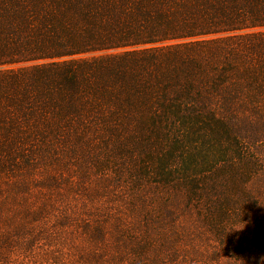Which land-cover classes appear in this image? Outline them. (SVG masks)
Returning a JSON list of instances; mask_svg holds the SVG:
<instances>
[{
    "label": "trees",
    "instance_id": "16d2710c",
    "mask_svg": "<svg viewBox=\"0 0 264 264\" xmlns=\"http://www.w3.org/2000/svg\"><path fill=\"white\" fill-rule=\"evenodd\" d=\"M262 28L264 0H0V187L81 155L140 204L146 264H264Z\"/></svg>",
    "mask_w": 264,
    "mask_h": 264
},
{
    "label": "rangeland",
    "instance_id": "374dc122",
    "mask_svg": "<svg viewBox=\"0 0 264 264\" xmlns=\"http://www.w3.org/2000/svg\"><path fill=\"white\" fill-rule=\"evenodd\" d=\"M256 31H264V28ZM173 43L176 42L167 44ZM117 52L120 51L90 53L74 58H91ZM43 62L47 61L18 64L12 68ZM3 69L0 67V71ZM261 146L264 150V143ZM80 158L81 155L61 154L55 155L50 163L40 158L34 170L30 168L31 164L30 167L19 165L14 177L1 185L0 264L148 262L146 257L140 259L149 253L142 244L146 235L143 228L147 224L146 216L132 215L131 212L132 204L138 208L140 204L116 196L120 195L119 191L127 194L123 186L101 183L97 177L86 182L80 160L73 162ZM53 169H60L61 175L69 174V177L43 184V176ZM93 170L99 173L95 167ZM20 177L25 179L24 182H14ZM160 233L168 236L165 231ZM195 260L194 264L214 261L210 255ZM154 264L163 263L154 260Z\"/></svg>",
    "mask_w": 264,
    "mask_h": 264
},
{
    "label": "clouds",
    "instance_id": "9594fccd",
    "mask_svg": "<svg viewBox=\"0 0 264 264\" xmlns=\"http://www.w3.org/2000/svg\"><path fill=\"white\" fill-rule=\"evenodd\" d=\"M243 228H233V229L229 230L228 233L231 232V231H237L238 232V231L242 230Z\"/></svg>",
    "mask_w": 264,
    "mask_h": 264
}]
</instances>
